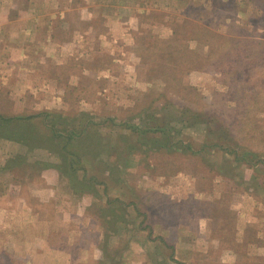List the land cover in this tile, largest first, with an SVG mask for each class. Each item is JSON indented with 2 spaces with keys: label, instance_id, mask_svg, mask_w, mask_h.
Instances as JSON below:
<instances>
[{
  "label": "rangeland",
  "instance_id": "374dc122",
  "mask_svg": "<svg viewBox=\"0 0 264 264\" xmlns=\"http://www.w3.org/2000/svg\"><path fill=\"white\" fill-rule=\"evenodd\" d=\"M0 116V264H264V0H0Z\"/></svg>",
  "mask_w": 264,
  "mask_h": 264
},
{
  "label": "trees",
  "instance_id": "16d2710c",
  "mask_svg": "<svg viewBox=\"0 0 264 264\" xmlns=\"http://www.w3.org/2000/svg\"><path fill=\"white\" fill-rule=\"evenodd\" d=\"M21 118L28 119V117H21ZM21 118H19L17 116H14L13 118H11V117H3V118H1V116H0V129H1V131H3L2 134L6 135V136H9L8 135L9 133L7 132V129H4L7 126L5 124V122H7V123L15 122L14 120H16V119H19L18 121H20ZM38 130L39 129L34 130L33 126H32V130L31 131L38 132ZM35 132L29 133V134H27V135H25L23 137L18 138L17 140L20 139V141L23 142V143H26L27 141L31 142V140H32L33 143H37L39 145H41V144H43V145L50 144L51 146H55L56 145L55 142H54V137H52L54 134L53 135H51V134L48 135L47 134L42 139H41V135H40L39 136L40 139H39L37 136H33V134H35ZM56 135H58V134H56ZM29 142H27V143H29ZM64 171L66 172V174H72L70 171H67V170H64ZM72 176H71L72 179L76 178V177H74V176L72 177Z\"/></svg>",
  "mask_w": 264,
  "mask_h": 264
}]
</instances>
